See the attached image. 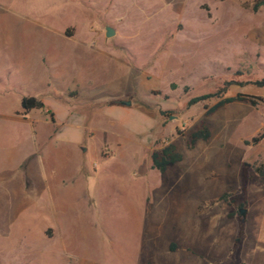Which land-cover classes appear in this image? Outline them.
Listing matches in <instances>:
<instances>
[{
  "label": "rangeland",
  "instance_id": "374dc122",
  "mask_svg": "<svg viewBox=\"0 0 264 264\" xmlns=\"http://www.w3.org/2000/svg\"><path fill=\"white\" fill-rule=\"evenodd\" d=\"M252 1L0 0V158L28 142L26 122L10 118L27 93L89 91L97 104L77 101L78 114L129 101L140 127L100 111L89 146L44 142L31 175L0 167V264H264V183L252 171L264 161V86L249 82L264 78V6ZM235 71L244 83L224 95L255 104L186 105ZM39 111L26 118L44 133ZM200 122L209 135L189 144ZM167 142L180 160L151 169ZM52 148L66 165L54 175Z\"/></svg>",
  "mask_w": 264,
  "mask_h": 264
},
{
  "label": "crops",
  "instance_id": "0c3cea01",
  "mask_svg": "<svg viewBox=\"0 0 264 264\" xmlns=\"http://www.w3.org/2000/svg\"><path fill=\"white\" fill-rule=\"evenodd\" d=\"M70 89L76 92L77 95L76 98L66 94V90H70ZM45 95H48L51 98L43 97ZM22 96L35 97L36 99H38L43 103L44 108L43 109L31 108L24 115L18 114L20 112V108H17L13 111V116H10L12 120L26 122L28 142L26 145L20 146L17 151L12 150L4 153L2 158H0V167H2L3 172H7V171L9 172V171H13L16 168L23 167L24 169L26 168L27 170L25 171L31 175L32 164L33 163L36 164L35 162H33V159H37L38 157L42 159L41 156L38 155L44 142L55 140V141L69 142L76 146L81 143H85L89 146L88 140L93 138V131H94L92 122L96 117L95 114L100 111L103 112L101 115L104 121L107 120L109 124L112 123L111 122L112 120L115 121L117 120V123L121 128L125 127L129 130H132V132H140V127H138L136 123H133L128 119L129 111L126 109L125 107L126 105L119 103V101L121 100L119 101L113 100L107 106H104L103 104L101 108L91 111L90 112L91 114H83V113L78 114L74 109L71 110V108L74 106V104L77 101L83 102L85 106H92L97 104L95 102L93 95L89 91H79L76 88L69 86V87H63L60 91V94L58 95H55L53 93H43V94L39 93L38 95H31L27 93V95L19 96L18 105H19V99ZM33 109L40 110L39 114H43V116H45L43 117L44 120L49 121L51 124V127L49 129L44 130V133H39V131H37V129L33 124L34 123L33 119L26 118V115H29ZM45 110H48L49 112L52 113L53 121L49 120L48 114L44 112ZM115 110H118L120 114L116 115ZM78 117H81L80 122H78L79 120L76 119ZM103 132L109 134L112 133V131H110L111 132L110 133L108 130H103ZM38 134L40 135V137L38 136ZM112 134L114 137H116V139H113V142L116 145H118L119 140L125 139L124 137L121 136L120 131ZM105 143L109 144V140H106ZM101 148L97 149L96 152L100 153ZM110 151L113 152V150ZM57 154H58L57 148H52L50 150V156L48 160H50L49 161V165L51 169L50 173L52 175L62 172L66 166L63 165V163L60 164L58 163ZM55 160L57 162H54ZM39 176H41V181L42 182L45 181L47 188L50 189L52 184L50 182H47V176L41 174ZM27 179L31 181L29 178ZM58 186H59L58 183L55 182V185L53 186V189H55L53 190V192H55V194H58ZM31 188L32 186L30 185L29 182L28 187L25 186V190H26L25 193L29 194ZM59 188H61V186H59ZM29 197H31V195H29ZM29 199L26 200V203L25 200L23 201L22 207L30 206ZM9 221L6 222L8 223Z\"/></svg>",
  "mask_w": 264,
  "mask_h": 264
},
{
  "label": "trees",
  "instance_id": "16d2710c",
  "mask_svg": "<svg viewBox=\"0 0 264 264\" xmlns=\"http://www.w3.org/2000/svg\"><path fill=\"white\" fill-rule=\"evenodd\" d=\"M264 6V0H253L250 3V10L255 12L259 7ZM240 72L235 71L228 79L224 80L220 87L214 91L202 93L191 96L187 99L186 105L190 106L198 102L213 100V103L205 109L204 114H209L215 111L217 108L233 102V101H246L250 104H255L254 97L246 94L236 93L233 96H225V92L230 85H242L244 81L239 79ZM257 87L264 86V78L253 79L249 81ZM20 112L18 114L24 115L29 109L37 108L43 109V103L32 96H22L19 99ZM48 114L49 120L53 121L52 113L48 110L44 111ZM209 135V132L203 122H200L199 128L192 131L188 135V143L192 144L196 140H205ZM257 137H252L251 142L254 143L258 140ZM181 158L180 153L176 150L175 145L172 142H167L158 149L152 150L149 153L150 168L158 172H163L165 167L170 164L178 162ZM252 171L259 177L260 181L264 183V161L253 166Z\"/></svg>",
  "mask_w": 264,
  "mask_h": 264
},
{
  "label": "water",
  "instance_id": "95a60500",
  "mask_svg": "<svg viewBox=\"0 0 264 264\" xmlns=\"http://www.w3.org/2000/svg\"><path fill=\"white\" fill-rule=\"evenodd\" d=\"M104 34H105L106 37H109V36L112 34V30H111L110 28L107 27V28L105 29V33H104ZM119 103H121V104H123V105H128V104H129V101H122V100H121V101H119ZM238 214H239V215L242 214V209H241V208L238 209Z\"/></svg>",
  "mask_w": 264,
  "mask_h": 264
}]
</instances>
